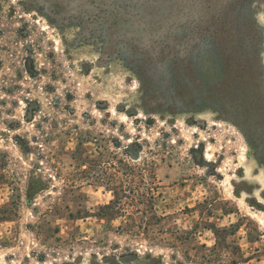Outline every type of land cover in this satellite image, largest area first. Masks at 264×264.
<instances>
[{
    "label": "rangeland",
    "instance_id": "374dc122",
    "mask_svg": "<svg viewBox=\"0 0 264 264\" xmlns=\"http://www.w3.org/2000/svg\"><path fill=\"white\" fill-rule=\"evenodd\" d=\"M0 264H264V0H0Z\"/></svg>",
    "mask_w": 264,
    "mask_h": 264
},
{
    "label": "trees",
    "instance_id": "16d2710c",
    "mask_svg": "<svg viewBox=\"0 0 264 264\" xmlns=\"http://www.w3.org/2000/svg\"><path fill=\"white\" fill-rule=\"evenodd\" d=\"M215 233H216V235H219L220 231L219 230H216Z\"/></svg>",
    "mask_w": 264,
    "mask_h": 264
}]
</instances>
